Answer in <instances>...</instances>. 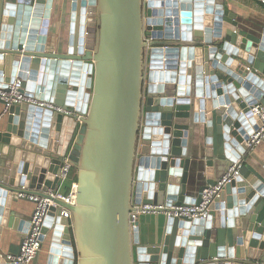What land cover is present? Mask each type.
<instances>
[{"label": "water", "instance_id": "water-1", "mask_svg": "<svg viewBox=\"0 0 264 264\" xmlns=\"http://www.w3.org/2000/svg\"><path fill=\"white\" fill-rule=\"evenodd\" d=\"M71 1L61 38L51 0H0V81L19 77L31 96L72 110L10 106L0 234L18 222L13 204L37 196L56 204L44 264H264V160L247 143L251 107L264 105V33H240L226 0ZM237 161L207 219L162 217L200 202ZM65 163L77 170L74 204L52 194ZM191 170L206 174L197 197ZM140 204L166 207L147 235L139 218L130 224ZM0 264H15L1 247Z\"/></svg>", "mask_w": 264, "mask_h": 264}, {"label": "built area", "instance_id": "built-area-1", "mask_svg": "<svg viewBox=\"0 0 264 264\" xmlns=\"http://www.w3.org/2000/svg\"><path fill=\"white\" fill-rule=\"evenodd\" d=\"M258 2L264 7V0H258ZM0 100L4 102V112H8L9 108L13 104L29 103L35 104L39 107L54 108L56 111L65 112L66 114L72 113V110L63 109L55 105L51 101L42 100L40 98L31 96L23 88V80L16 78L13 82L5 83L0 81ZM251 112L255 117V121L259 122L257 129L250 135L247 143L248 146L254 149L262 141H264V105L255 104L251 107ZM239 161L225 173V175L214 185H209L202 191L201 201L195 203H185L181 205H172L166 212H163L168 217H186L189 219H207L209 217L210 205L214 199L220 196V192L223 188L230 184L236 177L239 176V169L241 167ZM71 166L69 163H65L60 174L59 190L52 193L55 197L63 200L68 204H74L76 199V182L72 183L71 190L68 194H63L60 189L66 183L68 175L70 173ZM31 201L35 202V209L31 218V224L28 228L25 238L22 241L21 248L18 254H9L8 258L15 264H32L38 253L42 249L44 240V222L48 216L49 206L55 205L52 201L45 198H39L37 196H29ZM135 210L130 212V224L131 227L135 226V222L141 214L155 213L158 209H166L164 205H150L140 204L135 205ZM62 217L70 218V211L66 208H62Z\"/></svg>", "mask_w": 264, "mask_h": 264}, {"label": "crops", "instance_id": "crops-1", "mask_svg": "<svg viewBox=\"0 0 264 264\" xmlns=\"http://www.w3.org/2000/svg\"><path fill=\"white\" fill-rule=\"evenodd\" d=\"M49 1V0H47ZM53 2L52 6V14H51V28L50 32L56 35L55 32L57 31V25H60V37L64 38L67 36L68 33V25H69V18L72 14V1L71 0H63L62 3L60 0H51ZM226 4L230 10H232L236 14L237 20V30L241 32H248L250 34H254L259 36L264 33V7L258 2V0H226ZM45 6V10L46 5ZM58 32V31H57ZM247 66L252 67L251 64ZM43 72L40 71V75ZM41 78V76H39ZM18 78V77H16ZM35 84V82H34ZM35 86V85H34ZM34 86H30L33 88ZM26 92H30L35 94L32 90H28ZM8 119V112H4V102L0 100V126L5 125ZM254 152L264 160V141H262L258 146L254 148ZM194 154H197L196 152ZM138 172V167H136V176ZM192 172V173H191ZM191 174L192 183L190 184L187 195L191 197H197L201 186L206 184V174L201 172V178L193 173V170L189 171ZM197 177V178H196ZM60 188V187H59ZM62 188L60 192H62ZM63 193V192H62ZM35 202L31 200H19L17 203L13 204L14 208L20 210L21 213H18L17 224L14 226L11 225L10 228L2 227L1 226V234H0V247L7 255L9 254H18L21 248V244L25 235L28 231V228L25 224H22L18 228V226L22 223V220H31L34 209H35ZM155 213H145L139 216L140 219V230L147 235V232L154 227L155 221ZM166 215L163 214L162 217ZM16 220V219H14ZM52 231L51 228L49 233H47L44 237L42 249L39 252L38 256L34 259L32 264H44L46 262L47 256L49 254V249L52 245Z\"/></svg>", "mask_w": 264, "mask_h": 264}, {"label": "trees", "instance_id": "trees-1", "mask_svg": "<svg viewBox=\"0 0 264 264\" xmlns=\"http://www.w3.org/2000/svg\"><path fill=\"white\" fill-rule=\"evenodd\" d=\"M76 180H77V170L75 168H71L70 173L68 175V179L62 187L63 194H68L70 192L72 183L76 182Z\"/></svg>", "mask_w": 264, "mask_h": 264}]
</instances>
